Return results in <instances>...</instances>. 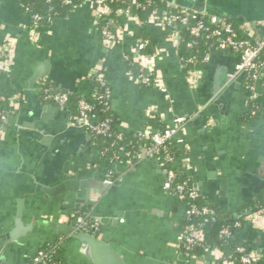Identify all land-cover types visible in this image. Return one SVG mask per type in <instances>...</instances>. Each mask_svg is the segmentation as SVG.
<instances>
[{"label": "crops", "instance_id": "crops-1", "mask_svg": "<svg viewBox=\"0 0 264 264\" xmlns=\"http://www.w3.org/2000/svg\"><path fill=\"white\" fill-rule=\"evenodd\" d=\"M21 6L16 0H0V46L9 38L15 43L10 50L11 67L0 69L1 96L23 98L22 91H27L33 99L43 82H48L54 91L55 82L49 73L61 84L72 83L77 89L82 88L83 93L87 91L90 71L100 63L108 70L110 107L116 113L120 132H145L153 117L168 125L177 116H191L184 135L186 144L178 147L181 151L178 164L193 175L195 184H200L198 191L203 201L228 218L236 214L235 218H242L256 208L255 200L264 191V85L257 96L261 111L252 120L243 119L247 112L246 79L225 95L221 105L204 104L211 94L212 77L222 66L234 69L238 53L215 52L204 69L202 82L192 88L176 43L169 31L158 24L130 22L126 34L107 49L88 6L58 17L49 31L36 38L30 34L29 15ZM138 38L147 41L146 51L166 92L153 86L142 88L129 73L123 54L133 52ZM35 73L39 74L38 81L35 91H31ZM236 77L240 74L232 79ZM66 106L56 115L53 109H44L33 99L36 113L31 121L33 126H24L20 139L16 125L4 123L8 125L2 129L0 140V261L4 257L7 264H29L38 249L45 243L56 242L61 235L69 238L63 243L65 264H90L78 251V245H72L69 235L50 226L55 223L75 226L74 214L90 204L84 202L79 207L78 196L87 197L86 189L66 187L67 182L103 180L102 173L91 167L97 160L93 137L89 139L84 131L69 129V113L74 112L70 104ZM26 107L24 101L20 112ZM17 114L11 113L9 118ZM199 115L204 123L198 120ZM35 131L39 134H34ZM62 136L65 142L61 145ZM57 146L60 154L55 159L50 153ZM113 169L120 178L117 184L122 187L125 214L118 224H103L100 237L127 264L212 261L210 252L189 259L177 246L185 206L164 189L165 175L152 158L143 157L139 165L132 167L115 163ZM60 185L64 186L59 188ZM93 195L91 190L90 197ZM21 198L22 226L15 239H11ZM238 238L248 242L264 261L263 229L246 221Z\"/></svg>", "mask_w": 264, "mask_h": 264}, {"label": "built area", "instance_id": "built-area-1", "mask_svg": "<svg viewBox=\"0 0 264 264\" xmlns=\"http://www.w3.org/2000/svg\"><path fill=\"white\" fill-rule=\"evenodd\" d=\"M51 0H46L50 2ZM78 3L73 4L72 10L80 6H88L93 14L95 25L98 27L100 20L104 16H109L113 9L108 4L107 0H78ZM121 6L117 8L116 14L120 17V21H114L109 19V23L113 25V28L105 25L101 27L100 33L103 37V41L107 49L112 48L117 44L121 37H123L128 31V23L137 22L142 23L144 21L152 22L160 25L165 30L169 31L172 39L176 43L179 49V43L182 39L183 28H188L190 35L199 36L203 31H210L211 36L216 40L217 50L220 51H233L240 54V61L236 65V70L231 77L236 76L242 72L248 73L246 78L245 88L247 94H251V98H257L256 95V82L258 79L263 78L264 81V20L263 21H244L238 27L228 22L226 18L210 15L205 18L206 14H198L188 9L179 8L176 6L169 5V8H159L154 5V0H116ZM66 4L73 3V0H63ZM21 5L30 13L32 8L27 5L24 0H20ZM150 10L147 13L146 19H142L140 15L132 12V7ZM152 6V7H151ZM171 7V8H170ZM71 10V11H72ZM43 19L51 25L56 19L50 15L43 16L41 13H34L31 15L29 22L30 34L35 38L41 33L37 32V28L40 26ZM259 32L263 34L260 35ZM14 39L9 38L4 41L0 46V69H8L11 67L10 64V50L11 45H14ZM147 41L144 38H138L135 42V46L132 53H125L123 57L125 61H131L135 64L139 73L138 76L134 77L133 72L129 70V73L134 77L136 83L139 86L143 84L151 85V87H158L161 91L166 92L161 79L156 74V69L151 56L147 53ZM191 45V43H189ZM211 55L207 54L205 57L206 64L209 63ZM183 67V65H182ZM104 67L98 63L90 71L89 76L96 74L99 81L103 85V93L95 94L105 108L102 111H106V106L110 105V87L108 86L107 80L104 79L102 74ZM190 87L197 88L203 80L204 69H189L185 72ZM264 85V82H263ZM42 97L45 101L54 103L59 106H65L70 104V97L68 92H54L51 87L42 85L40 87ZM8 113L0 110V140L3 139V133L1 125L7 122L11 113L19 112L22 107L24 100L21 96L9 97ZM74 112V111H73ZM96 106L85 100L80 99L77 104V111L74 112V119L80 124L87 128L94 136L103 135L110 136V128L112 118L110 117H98L96 115ZM255 113V112H254ZM192 117L177 116L173 119L172 123L166 125L164 130L154 129L149 126V129L145 132L138 133L140 138H144L150 141V145H140V153L142 157H159L161 160L162 172L165 175L164 189L176 195L184 204V215L185 216H202L206 222L216 221L215 209L209 205H201L197 203L200 197L199 191L195 188L188 189L185 183H178L175 187L172 186V182L175 173L167 168H164L163 161H169L172 163L177 162L176 158L169 153L171 146L184 147L186 144L185 132L187 123ZM104 153H101L103 155ZM115 163H126L129 167L134 166L131 155L124 149H119L114 156L111 158ZM179 161V159H178ZM185 166L187 165L184 164ZM91 167L95 170H99L103 175V181L108 183L110 186L117 185L120 178L113 171L104 172L102 166L98 163H93ZM190 168V167H189ZM188 168V169H189ZM190 170V169H189ZM174 189V192L171 190ZM186 196L191 200L187 202ZM246 221H251L256 227L264 230V209H258L256 211L245 215ZM123 221V220H122ZM75 227L81 229L87 233L100 237L102 233V223L99 218L93 216L88 219L84 215H80L77 212L74 214ZM242 222L236 220L234 227H241ZM222 236L228 237L231 234V229L227 226H223L220 229ZM204 241V231L202 228H195L192 225L183 227V231L177 236V246L181 248V245L189 250L195 244H201ZM238 251L241 252L240 260L243 264H256L259 256L255 251H246L244 247H238ZM213 259L209 264H234V260L231 257L225 256L223 251L215 248L211 251ZM189 259L194 258L193 255L187 256ZM29 264H59L53 261L48 251L39 249L34 254L32 261Z\"/></svg>", "mask_w": 264, "mask_h": 264}, {"label": "trees", "instance_id": "trees-1", "mask_svg": "<svg viewBox=\"0 0 264 264\" xmlns=\"http://www.w3.org/2000/svg\"><path fill=\"white\" fill-rule=\"evenodd\" d=\"M130 1V0H129ZM143 1V0H141ZM24 2L29 5L32 10L29 13V22L31 20V15L34 13H41L43 16L50 15L52 18L62 17L67 15L73 8L74 3H78V0H73V3L66 4L63 0H51L46 2V0H24ZM108 4L112 7L113 12L109 16H104L99 24L98 30H101V27L105 25L113 28V25L109 23V19L114 21H120V17L116 14V10L121 4L116 0H107ZM154 5L159 8H169L168 4L159 0H154ZM152 7V6H151ZM171 8V7H170ZM150 10L149 7L146 9L138 8L136 6L132 7V12L141 16L142 19H146L147 13ZM210 15H206L205 18H208ZM228 22L233 24L235 27H238L244 21L239 20H228ZM51 25L43 19L40 26L36 29L37 32L49 31ZM262 35V32H259ZM182 39L179 43V52L182 60L183 71L186 72L189 69H205L206 62L205 57L207 54L212 55L218 51L216 46V40L211 36L210 31H203L199 36L195 37L190 35L188 28H183L182 30ZM191 43V45H189ZM128 69L133 72L134 77L138 76L140 72L136 70V65L132 64L131 61L127 63ZM104 79L108 81L109 75L108 70L105 68L102 71ZM86 90L83 93H72L68 92L70 97V105L74 112L77 111V104L80 99H85L96 106V115L98 117H110L112 118L110 136L96 135L93 138L95 142V148L97 149V160L95 163H98L102 166L104 172L113 171L114 161L111 159L114 154L119 151V149H124L128 151L131 155L132 162L134 166H137L141 163L143 157L140 153V145H150V141L144 138H140L138 133H122L119 131L117 124V116L114 110L111 109L110 105L106 106V111H102L105 108L101 100L94 95L95 91L98 93H103V85L98 79L96 74L87 77ZM44 86L51 87L48 82H43ZM142 88H149L151 85L143 84ZM252 93L246 95V107L247 112L244 115V120L254 119L261 111V106L258 103L257 98H251ZM9 97H3L0 95V110L8 113V103ZM110 102V100H109ZM255 112V113H254ZM150 125L157 130H164L166 125L162 123L159 117H153L150 119ZM180 150L175 146H171L169 153L176 158L177 162L172 163L169 161H163L164 168L170 169L175 173L172 186L175 187L178 183H185L188 189H193L196 183V179L192 174L186 173L182 167L178 164V159L180 157ZM101 153H104L101 155ZM174 189L171 190V192ZM185 200L190 202L189 198L186 196ZM198 204L207 205L201 196L197 200ZM213 207V206H211ZM255 207L258 209H264V191L258 196L255 200ZM214 208V207H213ZM215 209V208H214ZM77 213L88 217V219L94 216L92 212V206L87 205L86 207L80 208L77 210ZM216 221L206 222L202 216H185L183 215L180 223L183 227L192 225L195 228H202L204 231V241L201 244L193 245L189 250H186L183 245H181L180 250L187 257L188 255H193L195 257H201L206 252L211 251L212 249L218 248L223 251L225 256L231 257L234 260V264H243L240 260L241 252L238 251V247H244L246 251H252L254 248L246 241L240 240L238 238L239 230L246 224L244 218H228L225 215L218 213L215 210ZM236 220L242 222L241 227H234ZM223 226H227L231 229V234L228 237L222 236L220 234V229ZM69 238L65 236H60L58 240L54 243H45L40 249L48 251L51 259L59 264H65V252L66 249L63 246V243L68 241ZM39 250V249H38ZM37 250V251H38ZM256 264H264V261L258 260Z\"/></svg>", "mask_w": 264, "mask_h": 264}, {"label": "water", "instance_id": "water-1", "mask_svg": "<svg viewBox=\"0 0 264 264\" xmlns=\"http://www.w3.org/2000/svg\"><path fill=\"white\" fill-rule=\"evenodd\" d=\"M165 2L169 5L176 6L179 8L188 9L192 12L198 14H206V15H216L223 18H227L228 20H239V21H263L264 20V0H159ZM16 2L21 6L20 0H16ZM29 15V12L21 6ZM219 53L227 54V51H216ZM239 60L236 65L240 61V54ZM212 58V57H211ZM211 61V59H210ZM209 61V62H210ZM236 65L234 69H227L226 67L222 66L218 73L212 77L211 80V94L208 100L204 103L206 106L211 104L221 105L223 98L225 95L233 88L238 87L241 85L242 81L248 77V73L242 72L240 73L239 78L232 79L231 75L235 73ZM138 68V67H137ZM39 74L35 73L33 78L31 79V91H35V83L38 81ZM51 79L55 82L56 89L54 92H82V88L79 90L77 89L72 83L70 84H61L55 78L52 73H49ZM83 77V76H82ZM80 77V78H82ZM263 78H260L256 82V95L260 96L261 90L263 89ZM24 101L27 103V107L24 111L18 112L16 116L13 118L8 119V123L15 124L17 130L19 132V139L22 136V133L25 131L24 126H33L31 123L33 117L35 116V112L33 111V99L37 100L40 104L44 106V109H53L56 112H60L65 110L67 106H59L54 105V103L47 102L41 96V90H37L34 94V98L32 99L30 93L27 91H22ZM68 121L69 124L67 125L70 130H82L84 131L89 139H92L93 135L88 132L87 128L82 126L80 122L74 119V115L69 113ZM198 120H202L204 123V119L201 115H199ZM8 123L6 125H8ZM6 125L2 124L1 128L5 130ZM34 134H39L35 131ZM65 142V137H61L59 140V144ZM42 145L44 143H41ZM60 154L59 146L55 147L51 153L50 157H54L58 159ZM152 159L159 165L160 170L162 171L161 167V160L159 157H152ZM55 161V160H54ZM66 187L69 188H85L87 192V197H83L82 195L78 196L80 201L79 207L84 206V202H89L90 206L93 207V213L95 217L99 218L102 224H109L112 223L113 225L118 224L120 219L123 218L125 212V203L122 200V187L117 184L110 186L103 180H95L90 181L89 179H81L78 181H70L67 182ZM64 185H60L59 188L63 187ZM194 188L198 191L200 189V184L197 183L194 185ZM44 189L48 192L53 194L51 189ZM94 193L92 197H90V191ZM91 200V201H90ZM23 209L22 206V198L17 207L16 213V228L15 231L11 232L10 238L15 239L18 235V230L21 228L22 220H21V211ZM256 208L252 209L251 211L245 213L249 214L255 212ZM219 212V210H218ZM96 213H101L98 215ZM237 217V214L235 215ZM234 217V218H235ZM50 226L54 227L57 230L62 231L66 235H69L72 241V245L75 247L78 245V251L84 255L90 264H127L124 258L119 254V252L112 247L109 243L104 241L101 237H97L90 233H87L81 229H78L75 226L62 224V223H55L50 224ZM0 263L7 264L4 262V257H1Z\"/></svg>", "mask_w": 264, "mask_h": 264}]
</instances>
